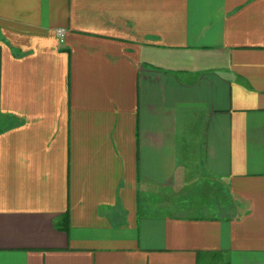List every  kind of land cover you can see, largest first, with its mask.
<instances>
[{"label": "crops", "instance_id": "obj_1", "mask_svg": "<svg viewBox=\"0 0 264 264\" xmlns=\"http://www.w3.org/2000/svg\"><path fill=\"white\" fill-rule=\"evenodd\" d=\"M0 264H264V0H0Z\"/></svg>", "mask_w": 264, "mask_h": 264}, {"label": "rangeland", "instance_id": "obj_2", "mask_svg": "<svg viewBox=\"0 0 264 264\" xmlns=\"http://www.w3.org/2000/svg\"><path fill=\"white\" fill-rule=\"evenodd\" d=\"M184 200H185V202H186L187 205L182 206L181 208H171L173 210H170V211H175V209H176V210H178V211H180L182 213L188 214V215H197V214L198 215H202V214L205 213V210L195 208L192 205L196 201H199L200 200V197L199 196H197V195H191L189 198L188 197L184 198ZM187 206H188V208H187Z\"/></svg>", "mask_w": 264, "mask_h": 264}, {"label": "built area", "instance_id": "obj_3", "mask_svg": "<svg viewBox=\"0 0 264 264\" xmlns=\"http://www.w3.org/2000/svg\"><path fill=\"white\" fill-rule=\"evenodd\" d=\"M64 33H65V30L63 28L56 29V34L58 35L59 38H63Z\"/></svg>", "mask_w": 264, "mask_h": 264}]
</instances>
